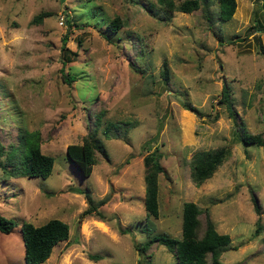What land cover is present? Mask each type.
<instances>
[{
  "label": "rangeland",
  "instance_id": "374dc122",
  "mask_svg": "<svg viewBox=\"0 0 264 264\" xmlns=\"http://www.w3.org/2000/svg\"><path fill=\"white\" fill-rule=\"evenodd\" d=\"M218 13V0H198L189 13L156 0H0V215L17 223L0 234V264H24L21 221L51 218L68 236L40 264H176L157 242L142 253L136 245L160 233L179 238L184 201L229 236L222 264H264V146L242 143L236 125L264 140V0H235L226 21ZM114 16L122 26L110 33ZM61 68L75 80L65 84ZM223 84L231 116L217 103ZM97 113L93 139L104 153L93 151L83 177L65 147L82 142ZM108 122L118 128L105 135ZM24 130L37 131L39 150L53 158L44 179L5 171ZM154 148L163 172L157 216L146 217L142 160ZM219 148L226 157L194 185L193 153Z\"/></svg>",
  "mask_w": 264,
  "mask_h": 264
},
{
  "label": "trees",
  "instance_id": "16d2710c",
  "mask_svg": "<svg viewBox=\"0 0 264 264\" xmlns=\"http://www.w3.org/2000/svg\"><path fill=\"white\" fill-rule=\"evenodd\" d=\"M157 4L171 12L177 10L184 13H189L198 8V0H182L177 5L172 0H156ZM219 5V20L226 21L231 18L235 8V0H218ZM151 7V6H150ZM46 16V15H45ZM42 15L34 18L35 22H40ZM253 21L257 22L256 19ZM68 23V20H65ZM121 21L118 16H114L106 23V27L110 33H114L121 27ZM65 38H63L64 42ZM258 47L263 51L262 46L258 43ZM63 67L69 57L68 50L62 44ZM61 80L65 84H70L75 80L74 76L63 73L61 68ZM162 75L167 77L166 68H163ZM217 103L224 104L229 116L233 114L230 108L229 91L226 85H222ZM184 109L192 110L189 104H183ZM100 113L95 115L93 119V128L87 132L86 137L81 143L68 144L65 147V154L70 161L81 173L83 177L89 176L91 166L95 163L93 151L104 153L102 146L93 139L95 131L100 124ZM240 130V139L244 144H254L256 146H264V140L260 134H250L245 130L241 121L236 123ZM118 128L117 125L108 122L103 128V133L108 134L109 130ZM17 152V153H16ZM15 153V154H14ZM228 151L224 148L208 151H197L193 153L190 162V179L194 185L198 186L201 182L211 176L216 167L226 157ZM16 158L18 161L11 165V170H5L8 176H26L46 178L52 170L53 158L49 155L41 153L39 150V133L37 131H21L19 133L18 147L11 148L8 157ZM161 153L157 148L146 150L143 156L142 164L144 167V194L143 207L146 217L157 216V178L163 172L159 163ZM79 191V190H78ZM77 191V192H78ZM87 198V195L85 196ZM89 203V198L86 199ZM102 202V201H100ZM88 209L82 211L81 214H88ZM256 212L258 211L255 205ZM200 209L191 201H184L181 205V224L180 237L173 238L165 234L151 235L146 242L137 246V250L141 253L146 250L153 242H157L165 247L170 252L176 264H222L219 261V255L223 249L229 244V236L224 233H218L214 230L211 221L205 217L203 223L199 219ZM99 214V213H97ZM16 222L11 218H6L0 215V234H8L12 228L16 226ZM259 227H256L258 232ZM19 231L23 245V261L24 264H40L44 262L52 247L58 242L65 240L68 236V225L57 218L46 220L40 225H33L29 222L21 221ZM138 264H149L148 260H141Z\"/></svg>",
  "mask_w": 264,
  "mask_h": 264
},
{
  "label": "built area",
  "instance_id": "2783aa9c",
  "mask_svg": "<svg viewBox=\"0 0 264 264\" xmlns=\"http://www.w3.org/2000/svg\"><path fill=\"white\" fill-rule=\"evenodd\" d=\"M62 20H64V19L62 18ZM60 23H61V21H60Z\"/></svg>",
  "mask_w": 264,
  "mask_h": 264
}]
</instances>
